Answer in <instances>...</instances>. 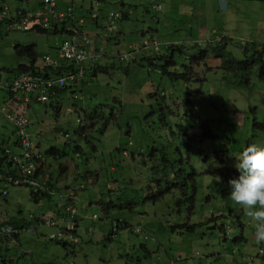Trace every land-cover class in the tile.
Masks as SVG:
<instances>
[{
  "label": "rangeland",
  "instance_id": "obj_1",
  "mask_svg": "<svg viewBox=\"0 0 264 264\" xmlns=\"http://www.w3.org/2000/svg\"><path fill=\"white\" fill-rule=\"evenodd\" d=\"M56 2L61 8L73 4L77 14L83 15L85 32L91 37L104 34L110 11L126 17L117 23V45L104 43L107 59L102 62H110L107 71L97 72L95 77L91 72L85 74L83 83L58 98L30 103L25 110L30 119L29 135L41 150L55 146L67 152L47 159L45 170L51 172L53 184L69 181L77 185L83 183L78 174L89 177L77 191L76 241L63 247L47 238L55 228L46 223L35 225L31 219L53 215L49 207L55 204V195L35 201L28 187H9V195L0 199V215L23 218L31 221V226L19 233L17 243L1 247L5 264H264V255L259 253L260 249L264 252V242L257 241L253 223L229 199L226 186L228 178L236 174L232 155L249 143L264 144V128L254 127V122L264 124V83L256 73L251 74V83L245 84L239 76L216 69L219 57L239 59L241 49L251 42L264 50V0ZM155 2L161 4L158 11ZM9 3L26 5L25 0ZM143 36L156 39L163 54L167 43L181 44L168 71L191 66L186 67L188 75L201 78L163 74L164 59L151 63L142 57L149 54V49H139ZM58 38L59 34L32 30L4 33L0 36V68L28 62L15 54V44L35 43L40 61L48 51L46 44H54ZM222 41L226 42L223 52L212 54V46ZM201 49L213 60L207 67L191 64ZM128 52H133L134 59H118V54ZM8 76L3 72V81ZM187 88L192 89L202 122L174 116L175 108H182L179 102L188 96ZM8 98L7 91L0 89V106ZM83 108L97 111L98 118L83 116ZM109 117L114 119L100 134L95 120L102 124L103 118ZM12 127L2 119L0 134L15 138ZM64 131L68 138L62 135ZM75 144L83 149L81 156L73 153ZM86 168L92 173L85 172ZM58 184L63 189L62 183ZM117 221L128 226L108 238ZM184 222L200 225L191 233L172 230ZM22 249L32 256L20 257L25 255Z\"/></svg>",
  "mask_w": 264,
  "mask_h": 264
},
{
  "label": "trees",
  "instance_id": "obj_2",
  "mask_svg": "<svg viewBox=\"0 0 264 264\" xmlns=\"http://www.w3.org/2000/svg\"><path fill=\"white\" fill-rule=\"evenodd\" d=\"M5 2H11V0H0V11L3 9V4ZM33 2H35V0H33ZM35 6V8H39V6L41 5L40 3L37 4H33ZM154 9L155 10H160L161 9V4L159 2H155L153 4ZM158 6V7H157ZM18 5L14 6V5H10L9 3V12L13 13L15 11L18 10ZM24 11V10H23ZM116 14V16L114 17V15ZM93 23L95 25H97L96 22V15L93 14ZM126 17V14L124 13H119L117 11H110L107 16H106V22L104 24V28L106 29L104 34L102 36H98L97 34L93 37H88V43L91 45L92 51L96 54V58L91 61L90 59H87L84 63H83V67H82V73L78 74L76 78H71V79H67V84L62 86V87H54L53 89H51L48 93V99L46 101H49L52 98H58V95H60L61 93L67 91L68 89H72L75 87V84H81L83 83L82 81V77L85 74H88L91 72L92 77L97 76V72H102V71H107L109 65H107L110 62H102L103 60L107 59V52L104 48V43L106 41H109L111 43L112 47H115L118 43V36L120 35L119 33V29L117 27V23L122 19ZM10 21V18L8 16H4L1 17L0 16V36L3 35L4 33H8L7 30H5V26L6 24ZM86 22V21H85ZM49 27H40V26H35L34 28H32V31L38 32V33H53V34H59L60 38H58L54 44L49 45L50 48V55L54 56V59L56 61V64L54 66H49L51 67L52 71H48V69L43 64V60L40 59V61H38V53L36 52V45L35 43H30L27 45H21V44H15L14 45V51L15 54L19 57H25L27 58L26 60L28 61L27 63H18L16 66L14 67H3L0 68V71L5 72L6 74H8L9 76L6 79H9L11 77L17 76L20 73H32V74H37V75H50L53 74L55 72H59L60 74H65L66 71H69L70 69L73 68V64H70L68 62V60L66 58H61L58 56V53L56 54V50L59 48V45L66 39H68L73 32L68 28L71 25L66 22V21H58L56 18L50 17L49 16ZM74 24L80 29L83 27V24L78 23V21L75 19ZM30 30V31H31ZM109 33V34H108ZM81 35H83L82 33H80ZM246 47H243L241 49V52L243 53L242 56L239 59H233L234 57H232L231 55H225L224 57H219V63L216 67L217 68H221L224 71L227 72H231L233 74H235L236 76H239L240 78H242L243 82L245 84H250V80H251V74L252 73H256V77H258V79L260 81H262L264 83V50L263 48H259V46H257L255 43L251 42L250 44H246ZM226 46V42L222 41L221 45H215L212 46L213 47V51L217 52V51H221L223 52V48ZM139 49L145 50V49H149V54L148 56H142L143 58H147V60H149V62L154 63V61L158 60V59H164V63L161 66V71L163 74L167 73L170 76H182L185 77L187 80H192V79H199L201 77H194L193 74L188 75L187 72V68L186 67H191V66H184L185 69L183 71H179V72H170L168 71V66L171 64H174V60H173V54L175 51L179 50L181 51V44H177V43H167V45L165 46V54H163V52H161L160 48H159V43L156 39L154 38H145V36L142 37L140 43H139ZM161 52L160 54L156 55L157 53ZM208 51H206L205 49H201L199 50V55L196 56L195 60H190V63L192 65H196V66H200L201 63H203L204 67H207L209 64V61H213V60H209L207 58ZM118 59L122 62H127L129 60L134 59V55L133 52H128V53H122V54H118L117 55ZM91 61V62H90ZM213 69V67H210L209 69ZM257 69V71H256ZM197 73V72H194ZM5 79V80H6ZM4 80V81H5ZM253 85L254 82H253ZM0 89H3L2 87H0ZM73 92H75V90H72ZM192 89L187 88V98L185 99V101L182 102L180 101V96H177V98L179 99V104L181 105L182 108L178 107V109L175 108V113L174 116H176L177 119H180V117H188L189 121L194 122V121H198L200 120L202 122V116H201V112L197 109V107L194 105L193 103V98L194 95L191 93ZM8 93V92H7ZM9 95V93H8ZM40 100L37 99V96L35 93H32L30 95V99L28 104L33 103V102H38ZM57 101V100H56ZM42 102V101H40ZM56 108L58 109V106H56ZM82 110V115L87 117L88 119H92L94 117L98 118L97 111H92V112H87L86 109H81ZM103 109L100 107L99 111L100 113H102V115H105V113L102 111ZM95 113V115H94ZM169 115H171L169 113ZM114 118H103V122L101 124V122L96 119L95 122L96 124H99V126L97 127V131L100 134H103L108 122ZM206 123V122H205ZM164 125H169V130L173 133H175V130H173L172 125L167 123V121H165ZM175 125L177 126V132L179 134V125L178 122L175 123ZM192 125V124H191ZM82 126V125H81ZM80 126V128L77 129V133L81 132L82 127ZM254 127H262L264 128V124H260L257 122H254ZM84 136H86V134H84ZM5 143V142H3ZM3 149V148H2ZM0 150V174L2 176L5 175H13L16 176V169L15 167L12 165L13 161L4 153L3 150ZM47 151L49 152L50 155H52L55 159L60 158L62 156H65L67 154V152L64 149H59L56 148L55 146H50ZM72 151L73 153L76 154V156H81L84 152L83 149H81L80 144H75L72 147ZM67 166L64 165V168H66ZM167 168V166H166ZM91 170V168H86V171ZM60 173H61V168H60ZM92 173V170H91ZM82 174V173H81ZM164 174H166L164 172ZM77 177H80L81 179H83V182L86 184L89 180V177L85 178L82 175H79ZM4 178L1 177L0 178V199H6V196H3V194L1 193V190L3 188V183H4ZM57 182H55L54 186L58 189H62L60 184H56ZM62 186L63 189H65L66 183L62 182ZM31 195L33 197V199L35 201L41 200L43 199L42 197H46V198H51L50 195L51 193L48 191H45V188L40 189L38 192H34L32 190V188H29ZM46 193V194H44ZM55 196L57 197L56 199V204L58 206V210H56L55 212H53V214H57L59 217L63 218L65 221H67V212H65L66 210V206L65 204H67L68 202L65 200L64 197H59L55 194ZM190 199H192V196H190L189 198V202ZM103 206V204H101ZM106 210L108 209V207L106 205L103 206ZM7 218L4 220H1L0 218V251H1V247L7 248L6 245L8 242H11L12 239L17 240L18 239V235L17 233H15V228L16 229H24L27 228L31 225V221H27L24 220L23 218L20 217H13V216H6L3 215L0 217L2 218ZM68 219L70 220L72 217V215H67ZM220 216V215H219ZM35 220H39V217H35ZM200 223H181V224H177L174 225L172 227V229H177L180 232H187V233H191L193 232L197 226H199ZM208 228H215V225L212 224L210 226H208ZM59 244H61L63 247H67L68 243L67 242H61V241H57ZM0 258L2 259V264L6 263L5 258H3V255L0 253ZM5 262V263H4Z\"/></svg>",
  "mask_w": 264,
  "mask_h": 264
},
{
  "label": "built area",
  "instance_id": "obj_3",
  "mask_svg": "<svg viewBox=\"0 0 264 264\" xmlns=\"http://www.w3.org/2000/svg\"><path fill=\"white\" fill-rule=\"evenodd\" d=\"M33 4L40 3L37 9L28 8L26 10L18 9L11 13L7 5H3L0 11V16H8L10 21L6 24L5 30H31L35 26L49 27V16L56 18L58 21H66L71 26L68 27L73 34L64 40L59 48L55 51L61 58H66L73 68L66 71L65 74H50V75H37L32 73H22L17 76L6 79L0 82V87L9 93L8 100L0 106V123L2 119L8 120L12 123L15 138L12 141L3 143L0 140V150L13 161L17 173L16 176L0 174V178H4L3 188L1 193L3 196L8 194V188L13 186L26 185L32 188L34 192H38L45 187L46 182L40 181L34 174L37 169L41 168L44 164L45 154L38 148L37 144L29 137L28 126L30 120L26 115V107L28 105L30 95L35 93L37 99L45 101L48 99V93L54 87H62L67 83V79L76 78L78 74L82 73L83 63L90 59L93 61L96 54L92 51L91 45L88 43V36L79 29L74 21L76 19L74 9L68 6L64 10H58L55 0H26ZM158 7V6H157ZM116 14L114 15V17ZM77 20V19H76ZM78 23H83L81 19L77 20ZM82 33L83 35H81ZM90 61V62H91ZM43 64L46 68L51 69L49 66H54L56 61L54 56L48 54L43 57ZM53 192L52 190H49ZM59 197L72 198L74 196L73 190H68L64 194H58ZM65 212L67 215H74L76 209L73 204L66 206ZM50 224L57 226L58 222L64 224L65 229H71L72 225L69 221L63 218L51 219ZM60 229L50 237L63 236L64 230Z\"/></svg>",
  "mask_w": 264,
  "mask_h": 264
},
{
  "label": "clouds",
  "instance_id": "obj_4",
  "mask_svg": "<svg viewBox=\"0 0 264 264\" xmlns=\"http://www.w3.org/2000/svg\"><path fill=\"white\" fill-rule=\"evenodd\" d=\"M9 1V0H8ZM22 1V0H19ZM26 1V0H25ZM56 2V0H55ZM7 5L9 9V4L8 2H5L3 5ZM32 3L29 1H26V5L19 6L18 9L26 10L28 8H31ZM34 6V5H33ZM32 9H36L33 8ZM68 6H72L74 9L75 17L77 20L81 19L83 21V27L81 30L88 36L90 37L86 32H85V19L82 16H78L76 13V9L72 4L67 5L64 8H58L57 2H56V7L58 10H64ZM35 7V6H34ZM30 31V30H26ZM9 32V31H8ZM199 45V43H196ZM212 53V52H211ZM216 52L213 51L212 54ZM51 54L49 52L45 53L42 57L41 60H43V57L45 55ZM48 71H52L51 69L47 68ZM1 72V77H0V82L3 81V72ZM59 72H55L53 74H56ZM22 74V73H20ZM67 84V83H66ZM65 84V85H66ZM46 101V100H45ZM44 101V102H45ZM29 107V104L27 105L26 109ZM27 115V113H26ZM28 117V116H27ZM29 119V117H28ZM30 120V119H29ZM2 121V120H1ZM80 122V120H79ZM13 128V127H12ZM29 128V126H28ZM28 131V129H27ZM11 134H14V131L12 129ZM29 134V132H28ZM62 135L65 138L69 137L68 132H62ZM15 136V135H14ZM30 137V135H29ZM31 138V137H30ZM14 138H11L9 135L8 136H2L0 134V140L2 142L7 143L8 141H12ZM36 143V142H35ZM38 148L41 150L39 143H36ZM42 151V150H41ZM45 154V160L43 166L41 168L37 169L34 176L39 178L40 181H45V191L50 192L49 190H52L53 192H50V195H57L58 194H64L68 190H73L74 191V196L72 198H65V200L68 202L65 204V206L69 204H73L76 211L74 213V217H72L70 220L67 217V221H69L72 225L71 229H65L64 224L61 222L57 223V226H53L50 224L51 219H57L59 216L55 213L50 216H40L39 220H35V217L31 216V219L34 220L35 225L39 223H46L49 226L55 228L54 231L50 232L47 236L48 239L50 240H56V241H61V242H67L68 246L73 245L76 241V228L78 226V217H77V207H76V199H77V191L79 189H82L85 187V183H78L77 185H74L73 183H70V185H67L65 189H58L54 186L53 182L50 180L51 177V172L48 171L46 173L45 166L46 163L50 159H55L52 155L49 154V152L46 150L42 151ZM234 157V164L233 167L236 170V174L233 176H230L226 182V186L228 189V197L229 199L238 206V208L243 212V214L253 223V227L255 229V236L258 242H264V144H259L256 142H252L247 144L246 146L242 147L235 155H232ZM50 158L49 160H47ZM66 165V164H65ZM17 173V171H16ZM62 183V181H59ZM67 183V182H66ZM26 185H21V186H14V187H25ZM30 188L29 186H26ZM11 188V187H10ZM31 192V191H30ZM32 193V192H31ZM46 194V193H44ZM9 195V194H8ZM44 198V197H42ZM58 206L55 205V211L58 210ZM219 216V215H218ZM93 218H96V215L94 214L92 216ZM211 224H208L210 226ZM31 226V225H30ZM29 226V227H30ZM128 224L125 222L117 221L114 226H112V229L110 233L108 234V238H112L116 235V231L120 227H127ZM27 227V228H29ZM25 229V228H24ZM64 230V235L63 236H55L53 238L50 237L51 234H55L58 230ZM222 226V230H223ZM23 229H16L15 228V233L19 235V233ZM137 231V229H135ZM176 230V229H172ZM180 232V231H179ZM182 233V232H181ZM13 242L17 243L18 239H12ZM259 253H262L264 255V252L262 250H259ZM10 259V257H9ZM11 260V259H10ZM72 264V263H70Z\"/></svg>",
  "mask_w": 264,
  "mask_h": 264
},
{
  "label": "crops",
  "instance_id": "obj_5",
  "mask_svg": "<svg viewBox=\"0 0 264 264\" xmlns=\"http://www.w3.org/2000/svg\"><path fill=\"white\" fill-rule=\"evenodd\" d=\"M73 5V4H72ZM14 6H16V5H14ZM20 6H22V5H20ZM67 6V5H66ZM66 6H64V7H66ZM74 6V5H73ZM63 7V8H64ZM75 7V6H74ZM58 8H61L60 6H58ZM76 9V8H75ZM78 11V10H77ZM77 11H76V13H77ZM78 16H82L83 17V15H79V13L77 14ZM46 46H47V52H49L50 53V48H49V45L48 44H46ZM50 50V51H49ZM67 185H70V182L69 181H67V183H66V186ZM55 204L57 203V202H54ZM55 204H53V205H51L50 207H49V210L50 211H54L55 212ZM38 225V224H37ZM76 231H77V228H76ZM18 239H19V235H18ZM11 241H13V240H11ZM22 253H24L25 255H21L20 257H27L28 256V254L30 255V256H32V253L28 250V249H22V251H21ZM10 259L11 260H13V257H10ZM5 263V262H4Z\"/></svg>",
  "mask_w": 264,
  "mask_h": 264
},
{
  "label": "water",
  "instance_id": "obj_6",
  "mask_svg": "<svg viewBox=\"0 0 264 264\" xmlns=\"http://www.w3.org/2000/svg\"><path fill=\"white\" fill-rule=\"evenodd\" d=\"M0 77H1V72H0Z\"/></svg>",
  "mask_w": 264,
  "mask_h": 264
}]
</instances>
